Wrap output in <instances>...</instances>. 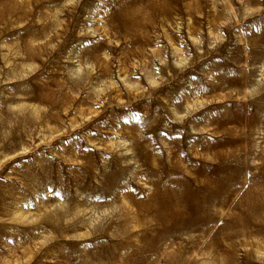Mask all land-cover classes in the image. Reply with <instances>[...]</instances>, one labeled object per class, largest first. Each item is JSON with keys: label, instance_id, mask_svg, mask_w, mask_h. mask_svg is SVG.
Returning a JSON list of instances; mask_svg holds the SVG:
<instances>
[{"label": "rangeland", "instance_id": "rangeland-1", "mask_svg": "<svg viewBox=\"0 0 264 264\" xmlns=\"http://www.w3.org/2000/svg\"><path fill=\"white\" fill-rule=\"evenodd\" d=\"M261 95L264 0H0V264H264Z\"/></svg>", "mask_w": 264, "mask_h": 264}, {"label": "bare ground", "instance_id": "bare-ground-1", "mask_svg": "<svg viewBox=\"0 0 264 264\" xmlns=\"http://www.w3.org/2000/svg\"><path fill=\"white\" fill-rule=\"evenodd\" d=\"M257 95V94H255ZM258 103L259 105H264V95H261L259 100H254L253 104ZM235 121L237 123H241L238 121V117L235 118ZM249 120L245 119L244 128L249 127ZM247 123V125H246ZM242 126V124H240ZM245 135H247V130L245 131ZM229 141L226 142H215L213 145L217 149L215 155L219 158H226L228 156H232L235 151L241 150L242 148L247 149L245 145V141H242V138H240L237 131H235V128L232 130H229ZM225 144V145H224ZM229 145V147H227ZM230 165V163H228ZM218 171L220 170L219 167H217ZM207 176V175H206ZM207 181H209V178H206ZM264 192V189H263ZM232 205H235V203H231ZM150 205L154 206L155 209L150 208L153 212H157V216L162 215H169L173 212L178 213H186L190 215L191 217H203L206 215L207 212H210L208 208L203 203H179V202H162L159 201V203H150ZM263 210V203L261 204L260 208L254 213L255 218L258 219L259 216H261ZM209 215L210 221L208 223H205L203 220L198 221L200 224L198 227H194L193 224L183 225L180 229L185 230H201L200 235L204 236L202 240H194L193 237L189 240L188 246L190 247H198L202 245L203 247H206L208 249H213L217 253H208L211 257L209 260L212 262L215 260H219L220 251L222 250V242L217 244L218 239H222L223 235L229 236L230 239H234V237H230L232 235L231 232L228 230H231V228L234 226V223L241 222L245 220L247 217L250 216V213L248 210L241 213L239 216H236L234 214H231L230 216L226 218H217L211 214ZM225 219H228L229 222L233 223L230 225H225L224 221ZM264 222V215H262V223ZM244 229H247L245 227ZM208 235V236H207ZM212 238V239H209ZM174 264H184V261L177 260Z\"/></svg>", "mask_w": 264, "mask_h": 264}]
</instances>
